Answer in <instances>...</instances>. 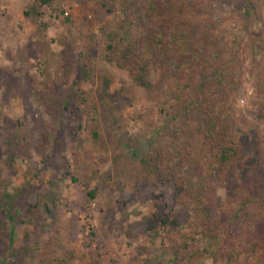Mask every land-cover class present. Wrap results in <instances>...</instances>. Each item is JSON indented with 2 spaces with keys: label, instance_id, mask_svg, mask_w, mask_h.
Returning <instances> with one entry per match:
<instances>
[{
  "label": "rangeland",
  "instance_id": "1",
  "mask_svg": "<svg viewBox=\"0 0 264 264\" xmlns=\"http://www.w3.org/2000/svg\"><path fill=\"white\" fill-rule=\"evenodd\" d=\"M196 1L202 40L213 57L220 53L230 76L225 84L234 79L232 92L220 95L216 87L224 101L213 113L212 135L193 113L175 117L177 101L160 68L151 72L156 89L148 93L106 59L111 42L137 37L145 0H56L40 8L43 18L25 15L40 0H0V194L21 195V204L52 194L57 202L53 208L49 201L55 213L37 212L35 224L23 204L12 217L0 204V264L66 257L73 264H228L244 228L230 217L241 205L236 189L258 172L264 190V0ZM91 64L94 77L83 80L81 70ZM103 72L113 77L108 105L101 102ZM77 82L89 102L77 118L56 121L46 108L50 96L65 99ZM231 141L240 144L242 163L212 169L216 152ZM159 147L186 180L181 194L177 183L160 184L140 163ZM158 213L179 224L156 223ZM215 219L222 229L210 243L205 234ZM37 227V254L18 258L27 232L36 247ZM256 262L252 250L236 264Z\"/></svg>",
  "mask_w": 264,
  "mask_h": 264
},
{
  "label": "trees",
  "instance_id": "2",
  "mask_svg": "<svg viewBox=\"0 0 264 264\" xmlns=\"http://www.w3.org/2000/svg\"><path fill=\"white\" fill-rule=\"evenodd\" d=\"M56 0H40L39 6H32L25 11L27 17L37 16L43 18L44 10L40 8L52 7ZM144 21L140 26L137 37L125 44L108 45L106 59L109 62L128 70L135 84L148 93L154 92L156 85L151 79V72L154 67H158L163 72L168 89L171 90L173 98L177 101V106H173L175 117L187 116L193 113L201 117L208 123L209 135L216 131L217 122L213 113H215L218 103L224 101L219 97L233 91L228 89V85L234 82L230 78L226 85L224 80L230 77L227 67H223L219 55L213 57L207 42H203L205 37V26L198 18L196 0H145ZM95 65L85 66L81 70L83 80L90 81L94 77ZM103 91L101 102L108 105L113 98L111 92L113 77L102 73ZM77 89L69 94L65 99H58L50 96L47 103V112L56 121H64L66 117L77 118L82 111V107L89 102L88 93L75 84ZM216 87H220V95L217 96ZM230 92V93H231ZM93 115L96 120L99 115V106L94 104ZM1 117V111H0ZM83 126L79 125L78 129ZM15 148L17 145L11 142L9 153L10 163L15 159ZM243 152L241 146L236 141L223 145L216 152L211 167L214 170H230L243 161ZM140 163L145 171L153 176L157 182L162 185L170 186L177 183V193L185 191V178L178 175L179 168L171 162L163 148L159 147L153 150L149 155L139 157ZM93 197L95 194H91ZM236 195L241 199L239 209L232 214L231 221L242 220L244 224L243 231L236 237V242H232L227 256L228 264H236L244 253L256 252L257 262L255 264H264V190L261 188L259 173L250 177L247 182L236 189ZM57 207V202L52 194L45 197V200L39 199L36 204H27L22 202L27 218H33V224L36 223L37 212L43 208L48 214L56 211L51 208ZM203 198L197 199L196 203H201ZM21 195L5 193L0 194V204L3 206L10 217L12 211L18 210L21 204ZM201 201V202H200ZM205 205V204H204ZM203 220L210 218V212L207 206H202ZM41 215V214H40ZM155 222L162 225L175 227L179 223L171 220L169 217L158 213L155 216ZM210 221V220H209ZM218 219L213 222V229L207 230L206 236L209 242H217L222 227L218 224ZM37 240L36 247L30 245L32 235L27 232L26 245L17 252V257L21 256L34 258L39 250L41 233L39 227L36 229ZM190 249V245L187 246ZM195 249L192 248L191 251ZM73 253H70L72 256ZM55 264H73L70 259L60 258L55 260ZM95 264V263H94Z\"/></svg>",
  "mask_w": 264,
  "mask_h": 264
}]
</instances>
